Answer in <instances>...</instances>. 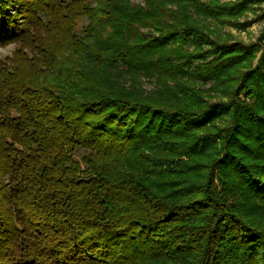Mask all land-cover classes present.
I'll list each match as a JSON object with an SVG mask.
<instances>
[{
	"label": "trees",
	"instance_id": "1",
	"mask_svg": "<svg viewBox=\"0 0 264 264\" xmlns=\"http://www.w3.org/2000/svg\"><path fill=\"white\" fill-rule=\"evenodd\" d=\"M93 1L0 0V264H264L257 0Z\"/></svg>",
	"mask_w": 264,
	"mask_h": 264
},
{
	"label": "rangeland",
	"instance_id": "2",
	"mask_svg": "<svg viewBox=\"0 0 264 264\" xmlns=\"http://www.w3.org/2000/svg\"><path fill=\"white\" fill-rule=\"evenodd\" d=\"M94 3L93 0H89ZM139 0H130L131 3H136ZM237 0H227V3L236 2ZM218 30L222 33V38L224 42H239L244 44L245 49H240L244 53L250 52L252 58L249 60L251 62V67H254L258 63V59L262 55V50L264 48V42L259 39L260 35L264 34V0L253 1L248 3L243 11L236 15H224V23L219 26ZM257 43V44H256ZM256 44V45H253ZM246 46H250L246 48ZM13 50V44H7L0 47V58L5 56H11ZM264 58V54L263 57ZM245 69H242V72ZM226 85V83L224 84ZM143 86L149 89L150 83L144 82ZM209 84L202 85V88H207ZM221 99L219 95H212L210 100ZM224 101L228 100L226 97L223 98ZM224 117L215 121V126L221 128L224 126ZM257 215V213H255Z\"/></svg>",
	"mask_w": 264,
	"mask_h": 264
}]
</instances>
